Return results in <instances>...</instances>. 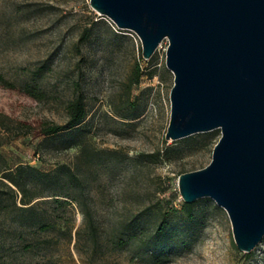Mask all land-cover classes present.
Instances as JSON below:
<instances>
[{
	"label": "rangeland",
	"instance_id": "374dc122",
	"mask_svg": "<svg viewBox=\"0 0 264 264\" xmlns=\"http://www.w3.org/2000/svg\"><path fill=\"white\" fill-rule=\"evenodd\" d=\"M168 46L166 38L145 58L138 33L120 29L91 0H0L1 149L12 163L45 170L82 166L104 211L162 209L167 251L135 264H264V239L241 250L229 212L214 198L195 200L193 216L184 209L179 176L210 164L222 130L167 139L175 83ZM80 95L87 117L79 128L39 134L44 124L67 123V104ZM45 253L27 257L58 260Z\"/></svg>",
	"mask_w": 264,
	"mask_h": 264
},
{
	"label": "water",
	"instance_id": "95a60500",
	"mask_svg": "<svg viewBox=\"0 0 264 264\" xmlns=\"http://www.w3.org/2000/svg\"><path fill=\"white\" fill-rule=\"evenodd\" d=\"M133 30L150 59L167 38L175 74L166 137L220 128L213 159L179 176L187 203L210 196L229 212L238 247L264 239V0H91Z\"/></svg>",
	"mask_w": 264,
	"mask_h": 264
},
{
	"label": "trees",
	"instance_id": "16d2710c",
	"mask_svg": "<svg viewBox=\"0 0 264 264\" xmlns=\"http://www.w3.org/2000/svg\"><path fill=\"white\" fill-rule=\"evenodd\" d=\"M67 112V123L44 124L39 134L79 128L87 117L84 96L71 100ZM0 124L6 126L4 119ZM2 145L0 140V264H48L27 257L42 247L47 256H58L51 264H64L65 258L75 264H135L146 254L157 258L166 253L170 222L162 209L134 216L104 211L92 198L82 166L59 163L45 170L12 163ZM183 206L193 216L194 204ZM77 208L83 216L80 225ZM62 246L65 255L57 249Z\"/></svg>",
	"mask_w": 264,
	"mask_h": 264
}]
</instances>
